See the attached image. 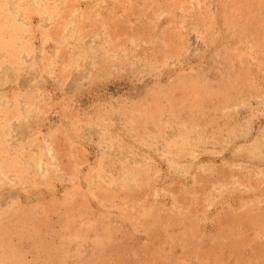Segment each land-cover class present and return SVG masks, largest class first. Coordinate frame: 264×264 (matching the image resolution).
<instances>
[{
    "label": "rangeland",
    "instance_id": "1",
    "mask_svg": "<svg viewBox=\"0 0 264 264\" xmlns=\"http://www.w3.org/2000/svg\"><path fill=\"white\" fill-rule=\"evenodd\" d=\"M0 264H264V0H0Z\"/></svg>",
    "mask_w": 264,
    "mask_h": 264
}]
</instances>
